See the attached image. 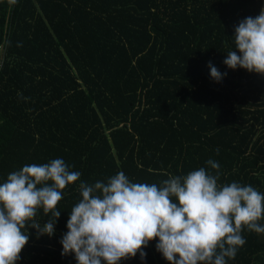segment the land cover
I'll use <instances>...</instances> for the list:
<instances>
[{
	"label": "trees",
	"instance_id": "obj_1",
	"mask_svg": "<svg viewBox=\"0 0 264 264\" xmlns=\"http://www.w3.org/2000/svg\"><path fill=\"white\" fill-rule=\"evenodd\" d=\"M262 8L264 0H0V183L55 158L81 173L58 204L54 235L29 227L18 264H76L60 241L80 182L123 171L159 185L213 159L218 183L264 193V76L223 64L234 27ZM209 62L226 73L221 81ZM242 235L227 264H264V233ZM156 243L143 261L120 264H167Z\"/></svg>",
	"mask_w": 264,
	"mask_h": 264
},
{
	"label": "clouds",
	"instance_id": "obj_2",
	"mask_svg": "<svg viewBox=\"0 0 264 264\" xmlns=\"http://www.w3.org/2000/svg\"><path fill=\"white\" fill-rule=\"evenodd\" d=\"M232 40L223 64L264 76V8L239 21ZM208 67L216 82L226 75L211 62ZM206 165L168 175L159 185L132 182L123 171L106 182H80L61 255L72 254L76 264H120L137 254L143 261L156 240L167 264H227L246 243L245 230L264 233V193L250 184H220L219 163L208 159ZM80 176L62 158L7 175L0 183V264H18L29 227L38 237L54 235L58 204ZM41 212L48 217L43 224L36 219Z\"/></svg>",
	"mask_w": 264,
	"mask_h": 264
},
{
	"label": "built area",
	"instance_id": "obj_3",
	"mask_svg": "<svg viewBox=\"0 0 264 264\" xmlns=\"http://www.w3.org/2000/svg\"><path fill=\"white\" fill-rule=\"evenodd\" d=\"M15 1H17V0H15ZM6 44H7L6 40H5V42L0 44V73H1V70L3 68L5 58H6V52H7Z\"/></svg>",
	"mask_w": 264,
	"mask_h": 264
}]
</instances>
